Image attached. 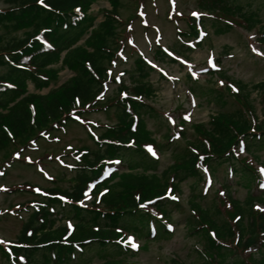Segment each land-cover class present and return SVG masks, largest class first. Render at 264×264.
Wrapping results in <instances>:
<instances>
[{
  "label": "trees",
  "instance_id": "1",
  "mask_svg": "<svg viewBox=\"0 0 264 264\" xmlns=\"http://www.w3.org/2000/svg\"><path fill=\"white\" fill-rule=\"evenodd\" d=\"M3 1L7 6L0 8V151L45 137V132L59 130L69 120L81 121L86 113L113 108L117 117L102 134L90 136L95 150L81 147L73 152L75 165L70 168L76 176L70 188L27 184L15 189L34 193L39 200L20 207L30 210L19 234L6 246L0 244L7 264H88V256H93L86 257L88 252L97 254L98 264H130L127 257L133 246L125 236L157 240L170 235L181 184L191 179V186L199 190L205 171L215 175L225 165L247 188L243 201L225 193L234 205V224L215 204L205 206L204 193L196 192L187 200L193 218L185 227L202 239L196 247L201 264H261L255 256L264 249V214L252 212L261 179L249 158L257 159L264 149V80L248 85L228 75L219 67L221 57L215 58L219 66L207 70L233 84L231 103L237 107L213 112L209 128L195 126L194 139L178 126L184 120L181 115L171 120L176 133L168 129L156 137L146 120L158 116L150 103L155 94L150 75L156 71L151 61L139 55L125 71L131 84L120 80L117 96L109 100L105 95L107 84L117 82L112 71L122 55L118 0H110L111 8L98 23L90 11L96 0ZM250 4L197 0L196 13L186 19L188 30L177 31L176 48H158L155 57L174 62L200 44L208 24L217 34L238 26L255 29V41L264 48V13ZM64 67L73 74L61 85L46 93L28 90L29 84L41 91L57 82ZM224 89L212 88L214 98H228ZM253 90L261 95L262 118L249 100ZM177 136L183 146L175 143ZM170 148L176 152L175 161L159 169L156 153ZM223 184L230 189L233 181ZM245 250L250 258L242 255Z\"/></svg>",
  "mask_w": 264,
  "mask_h": 264
},
{
  "label": "rangeland",
  "instance_id": "2",
  "mask_svg": "<svg viewBox=\"0 0 264 264\" xmlns=\"http://www.w3.org/2000/svg\"><path fill=\"white\" fill-rule=\"evenodd\" d=\"M118 1L117 9L122 25L118 24L117 30L122 55L118 56L112 71L117 82L107 84L105 95L109 100L114 99L117 96L116 84L120 80L131 84L132 78L125 71L132 69L139 55L151 61L156 71L150 75V81L155 88L150 103L158 116H148L146 120L147 126L154 131L156 137H161L168 129L175 131L176 127L170 125L171 120L182 116L183 123L178 126L184 130L187 137L194 139L195 135H198L195 126L203 124L209 128V118L213 112L221 109L233 110L237 107L235 102L231 103L234 100L231 95L235 91L233 84L217 76V73L211 74L207 70L209 67L219 66L216 65L218 61L215 58L221 57L219 67L228 75L248 85L264 80V48L255 41V29L245 30L238 26L232 31L217 34L208 24L206 34L194 49L182 53L174 62L161 61L155 57L158 48L162 47L168 51L173 49L171 47L176 48L177 31L188 30L186 19L196 13L197 0ZM242 2H250V5L259 7L264 13V4H261L260 0ZM6 6L5 2L0 0V8ZM110 8V0H96L92 4L90 11L96 17V23L104 19V11ZM72 74L66 67L61 68L57 74V82L52 81L49 87L41 91L34 90L32 84H29L28 90L46 93L49 88L61 85ZM212 88H226L230 96L227 98L221 95L214 98L216 93ZM260 97L259 92L253 90L249 100L258 116L262 118ZM116 120V111L113 108L86 113L81 121L69 120L61 129L45 132V137H32L29 143L10 144L0 151V244H3V247L16 239L22 223L29 215L30 208L24 210L25 208L20 207L39 200L34 193L15 189L18 186L27 187V184L41 189L52 186L70 188L76 176L75 170L70 168L75 165L72 158L75 149L88 147L95 150L97 147L90 136L102 134L106 125H112ZM175 143L179 147L184 144L178 136ZM172 150L174 149H163L156 153L159 157V169L175 161L176 152ZM251 158L253 157L249 159L254 163L261 179L258 194H255V197L259 195L260 198L254 203L252 212L256 210L264 214V202H261L264 201V165L260 164V161L264 163V149L259 151L257 159ZM229 174L228 165L220 168L215 175L205 171L202 183L204 185L201 184L199 190L191 186L193 180L183 182L182 192L177 195L179 207L172 212L170 235L157 240H148L140 235L125 236L131 246L136 245L131 251L132 254L127 257L130 264H201L196 247L197 244L201 245L202 239L197 233L190 234L185 227L193 218V211L187 200L192 193H204V205L215 204L220 214L234 224V205L225 193L230 192L235 199L243 201L247 188L239 176ZM226 179L233 181L230 189L223 187ZM87 255L93 256H88L86 263L100 262L94 252H88L86 257ZM242 255L250 258L249 250H245ZM253 255L255 256V253ZM255 257L263 264L264 249ZM0 264H7L1 248Z\"/></svg>",
  "mask_w": 264,
  "mask_h": 264
},
{
  "label": "snow or ice",
  "instance_id": "3",
  "mask_svg": "<svg viewBox=\"0 0 264 264\" xmlns=\"http://www.w3.org/2000/svg\"><path fill=\"white\" fill-rule=\"evenodd\" d=\"M41 2H42V0H41ZM132 246L135 247L136 245L133 244Z\"/></svg>",
  "mask_w": 264,
  "mask_h": 264
}]
</instances>
